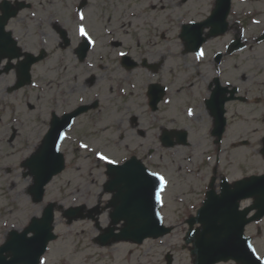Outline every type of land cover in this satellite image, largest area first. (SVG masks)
Here are the masks:
<instances>
[{
  "label": "rangeland",
  "instance_id": "obj_1",
  "mask_svg": "<svg viewBox=\"0 0 264 264\" xmlns=\"http://www.w3.org/2000/svg\"><path fill=\"white\" fill-rule=\"evenodd\" d=\"M82 1L43 0L41 5L47 11L45 17L69 22V35L73 44L78 43L80 24H84L89 35L98 43L93 53L101 52L102 45L110 36L115 42L121 43L120 48L107 51L112 56L104 62L106 67L102 71L80 73L81 76L76 80L70 72L68 77L61 80V60L73 57V46L60 49L57 38L53 36L50 41L47 38L48 58L32 69L30 86L8 94L7 90L16 81L15 71L0 76V245L10 228L22 231L31 218L41 216L49 203H57L55 234L58 240L50 244L47 252L53 262L62 257L70 258L71 254H80L86 258H91L92 254H110L106 263L126 264L123 260L126 254H173L180 262L185 260L190 264V247L184 242L188 226L182 218L188 213L194 215L191 206L201 197L204 185L202 178L213 169V162H207L205 156L208 153L215 156L217 148L209 143L202 109L194 112L197 115L195 119L182 111L189 109L188 106L198 107L200 90L194 93L187 90L192 85L199 87L202 79L199 76L196 78V74L205 76L210 71L208 67H195L198 64L192 55L180 54L183 50L177 36L183 23L208 17L214 0H85L87 6L83 10L86 16L84 21H80L76 7ZM249 1L251 4L248 3L247 8H253L252 4L255 3L259 9H264V0ZM262 28H257L255 32ZM45 29L49 31L48 34L52 32L48 27ZM230 37L221 40V47ZM27 51L35 52V49L28 48ZM121 51L128 52L137 61L145 58L153 64L161 62L159 74L152 76L150 71L143 68L127 74L117 61V52ZM93 53L92 58H102ZM238 58L237 69L232 67L235 64L232 60L226 65L228 79L249 87L252 91L249 97H264V45L254 55L243 54ZM241 61L244 65H240ZM189 74L193 79H187ZM90 76L99 78V86L91 88L87 85L80 91L83 81ZM168 81L176 83L173 90L176 94L170 95L171 106L168 107V103L162 105L161 113L155 117L147 108L146 86L153 82L165 85ZM190 81H193L192 85ZM119 84L124 87L125 95L123 89H118ZM76 85L77 94H73L75 98L71 107L76 101L80 103V97L85 102H94V96L99 91L100 109L77 122L61 150L66 159L65 171L48 185L44 201L33 203L29 194L33 178L26 176L27 170L21 164L37 149L48 131L50 115L56 109V99L61 88H65L64 96L69 100V91ZM63 106L68 108L64 103ZM229 107L234 109L228 115L230 123L227 139L222 146L223 152H219L224 172L232 179L263 172L264 160L258 153L264 135V121L260 115L264 114V100L259 106L238 104ZM133 117L137 118L138 126L133 122ZM166 129L188 131L190 138L194 139L193 148L162 147L160 137ZM242 139L248 140V145L242 146ZM82 143L89 147H80ZM150 149L154 152L151 156ZM192 150L194 157L189 161L186 157ZM97 152L117 162L135 155L151 170L165 177L167 183L163 216L167 226L174 227L169 236L158 241H146L142 246L119 243L109 248H100L93 243V239L99 235L94 222L85 220L67 224L59 207L64 210L81 205L89 209L98 206L103 208L111 198L103 191L107 181V161H101ZM195 174H200L201 178H195ZM108 213H102L99 218L101 228L108 227ZM247 235L253 238L257 254L264 256V219L251 225Z\"/></svg>",
  "mask_w": 264,
  "mask_h": 264
},
{
  "label": "water",
  "instance_id": "obj_2",
  "mask_svg": "<svg viewBox=\"0 0 264 264\" xmlns=\"http://www.w3.org/2000/svg\"><path fill=\"white\" fill-rule=\"evenodd\" d=\"M220 13L221 6L215 11L213 17H218ZM189 28L184 31L183 37L189 45H193V37L198 34V31L195 27ZM35 61L37 60L22 64L18 88L30 82V66ZM57 124L58 121L53 122L52 130L43 146L25 165L35 178V185L30 189L35 202L42 200L43 188L64 168L63 158L57 153L55 147V144L59 142L56 132L63 126L59 129ZM108 175L110 181L106 185V190L113 193V200L109 207L114 211L111 214L112 226L97 239L101 246H111L122 241L142 244L147 238L158 239L171 231L163 227L159 216V201L155 197V192L159 190V181L156 177L150 176L141 162L132 159L125 166H110ZM254 187L255 197L261 198L255 205V209H259L263 215L264 184H261L260 180H255ZM231 203L227 201L210 204L205 209L208 213L205 219L202 218L203 212H200L201 218L194 223H202L203 227L191 231L187 239V243L193 244L192 254L199 256V262L207 260L209 263H217L232 259L240 264H260L249 241L243 240V225L238 229L233 220L236 205ZM52 206L47 208L42 219H33L30 227L22 234L13 232L10 235L7 243L0 249V264L6 263L7 257L4 254L14 256L10 264H29L32 261L37 263L39 257L45 253L49 242L56 239L53 235ZM79 211L80 209L70 210L66 215L70 220L76 219ZM229 221L231 227L227 230ZM121 222L122 227L117 228ZM236 227L238 232L235 231ZM116 230H119V233H115ZM30 233L33 237L28 238Z\"/></svg>",
  "mask_w": 264,
  "mask_h": 264
},
{
  "label": "flooded vegetation",
  "instance_id": "obj_3",
  "mask_svg": "<svg viewBox=\"0 0 264 264\" xmlns=\"http://www.w3.org/2000/svg\"><path fill=\"white\" fill-rule=\"evenodd\" d=\"M42 1L43 0H0V8L3 2H7L12 7H16V8H17L18 2L24 3L25 5H29L28 8H25L24 10L19 11L17 16L9 20V22L7 23L6 29L7 31L10 32L11 38L15 39L18 46L23 51L24 50L26 51L28 48L35 49V52L39 50L41 51L47 45L48 40L50 41V38L53 36L57 38L58 47L60 49H66V48H70L73 46V57L70 58V60H66V58L61 60L62 64L59 66V70H60L59 77H61V80H63V78L65 77H68V74L70 72L74 74L73 79L76 80L78 76H81L80 73L87 74L92 70L102 71L106 67L104 62L108 61L109 57L112 56V53L107 52V51L120 48L121 43L119 42L116 43L114 41H107L102 45V48H101L102 50L99 53H93L92 52L93 49L89 48L86 53V57L84 59H80L78 49L81 46V43L78 42V43L73 44L70 38V35H69L70 33V28L68 27L69 22L64 23L60 19H55L54 17H45V14L47 13V11L41 5ZM214 5H215V1L213 2L212 7H214ZM0 15H2L1 12H0ZM45 27L52 29V32L48 34L49 31L47 32ZM61 29L67 32L66 40L64 39L61 40V37L57 31V30L60 31ZM233 29L236 32L234 34V39H235L236 37L241 35L240 31L239 29L236 28L235 25L230 24L229 22V32L232 31ZM219 39L220 37L207 38L206 42L203 44L202 49L204 50L205 57L203 58L202 64L200 65L205 68L208 67L210 72L207 70L209 74L205 76L196 75V78L197 76H199L198 78L202 79V81L198 85L199 87H197V85H192L193 81H190L189 84H191L192 86H190V88L187 90L191 93H194L197 90H200L201 92L200 102L198 103V107L197 108L194 107V108L197 111L202 109V111L204 112L205 114L204 122L206 121V124H207V137L209 138V143H212L214 145L216 143V139L212 135V131L214 128V118H215L213 117V114H212L213 110H216L218 108L216 107L217 105H221L222 100L231 97V94L232 92H234V90H236V95H235L236 99L233 102H229L225 104V109L227 111L226 114H228V112H230L231 110L229 105H238V103L247 104L248 103L247 98L251 96L252 94V91L249 90V87H244L238 84L237 81L228 79L229 73H228V70H226V65L228 64L230 60H232L233 62H235V64H232V67H234V69H237V67H239V65L237 64L239 60L238 56L239 55L242 56L243 54L254 55L253 51L255 49V46L257 45L252 41H248L244 43L245 47L241 52L235 53L231 56L226 53H225L226 55L225 54L223 55L221 43L218 41ZM92 53L94 55L98 54L102 58H92ZM182 54L183 56H186L189 54L193 55L192 53H185V52H183ZM219 54L221 55L220 58L218 56ZM144 60L146 59L145 58L142 59V61ZM117 61L120 67L122 68V70L124 72L127 71L128 73L133 72V70L128 71L125 69V65L128 62L129 63L130 62L131 63L133 62L141 63V59L140 61H137V60L127 61L125 60V58L124 59L121 58ZM159 64L162 67L161 62ZM240 65H244V62L241 61ZM223 66H224V70L222 69ZM223 71L224 73H222ZM190 78L191 76L189 75L187 79L189 80ZM99 82L100 80L98 77L90 76V78L83 81L80 91L84 90L87 85L91 88L92 87L97 88L99 86ZM175 84L176 83L174 81H168V83L165 84L166 87L169 90H171V94H176V91H174L175 93L173 92V90L176 87ZM242 84H245V83H242ZM60 85H62L61 81H60ZM118 86H119L118 89L120 90L124 88L120 84ZM64 89L65 88L63 87L61 88L60 94L58 98L56 99L58 101L57 102L58 104L56 103V110H57L58 116H62L65 113L71 112L77 109L79 106L92 105L95 102H99L98 98L101 95V92L99 91L96 92L94 96L96 99L92 103L85 102V99L83 97H80L79 98L80 103L78 104V102L76 101V104L73 107H71L73 104V98H75L74 95L77 94L76 92H77L78 87L76 85L72 89V91L71 90L69 91V94L71 96L69 100H67L64 96V94H66V91ZM224 89H227L229 92L222 95V91ZM177 94H179V91L177 92ZM240 98H242V100H240ZM63 103L66 104L68 108H65V106H63ZM212 103L215 107L211 106ZM99 106H100V102H99ZM99 109L100 107H98V109L96 110H99ZM233 109L234 108H232V110ZM93 112L94 111H90L84 117L88 116L89 114ZM195 118H197V115H195L193 119ZM135 124L137 126L139 125L138 120ZM170 130L174 131L175 129H170ZM188 140L193 141L194 139L188 136ZM244 141H246V139L245 140L242 139L240 142H244ZM222 177H223L222 175L218 174V171L216 172L212 170V172L209 174L208 177L203 178L204 185L201 188L202 195L199 199L201 204L206 198V193L208 191V188L210 187L211 182L213 181V178H215L213 189L215 190L217 194L221 192ZM252 204H253V200L251 199L242 201L241 210L251 207ZM71 255L72 256H70V258L62 257V258L54 260V262H51V263L46 262V264H108L106 263V259H109V256H110V254H92L91 258L89 257L90 258L89 259V258L81 256L80 254H71ZM188 257L190 258V264H194L193 255L188 254ZM123 260L124 262H126V264H158L157 261L159 260L161 262V263L159 262L160 264H187L185 260L182 262L177 260V258H175L173 254H126L123 256ZM225 264H236V263L230 262V263H225Z\"/></svg>",
  "mask_w": 264,
  "mask_h": 264
},
{
  "label": "snow or ice",
  "instance_id": "obj_4",
  "mask_svg": "<svg viewBox=\"0 0 264 264\" xmlns=\"http://www.w3.org/2000/svg\"><path fill=\"white\" fill-rule=\"evenodd\" d=\"M79 20L80 21H84L85 20L84 12H80L79 13ZM193 23H194V21H193ZM78 33H79L80 37L84 38V40H85V42L87 44H91V45L95 46V41L93 40L92 36L89 35V32L86 30L84 24H80L79 25ZM118 55L121 56V57H127L128 53L122 51V52H119ZM203 56H204V50L203 49H199V51L196 54V59H201ZM165 103H170V101H165ZM187 114L189 116L194 115L193 110L191 108H189L187 110ZM56 137L59 140L66 139L65 133L60 132L59 130H57V132H56ZM54 144H55V141H54ZM55 147H56V151H59V145L55 144ZM80 147L87 149L89 146H88V144L82 143L80 145ZM96 155L99 157V159L101 161H107L109 164H116L117 163L116 160L109 159V157L104 155L102 152H97ZM150 176L156 177V179L159 181V190H157L155 192V197H156L157 201H160L161 204H162L163 202L161 200L160 192L163 190V188H164L165 184L167 183V181L165 180V177L163 175H161L160 173H158V172H151ZM253 251H255V250H253ZM41 264H46V262L42 261Z\"/></svg>",
  "mask_w": 264,
  "mask_h": 264
},
{
  "label": "bare ground",
  "instance_id": "obj_5",
  "mask_svg": "<svg viewBox=\"0 0 264 264\" xmlns=\"http://www.w3.org/2000/svg\"><path fill=\"white\" fill-rule=\"evenodd\" d=\"M152 9H155V8H152Z\"/></svg>",
  "mask_w": 264,
  "mask_h": 264
}]
</instances>
